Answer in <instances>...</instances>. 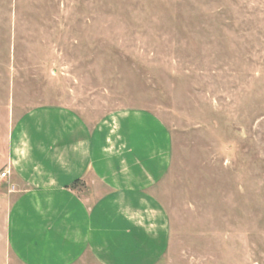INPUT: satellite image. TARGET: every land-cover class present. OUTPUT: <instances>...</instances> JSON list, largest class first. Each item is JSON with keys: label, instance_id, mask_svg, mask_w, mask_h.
<instances>
[{"label": "rangeland", "instance_id": "rangeland-1", "mask_svg": "<svg viewBox=\"0 0 264 264\" xmlns=\"http://www.w3.org/2000/svg\"><path fill=\"white\" fill-rule=\"evenodd\" d=\"M43 108L89 125L143 110L167 128L157 264H264V0H0V173L12 128ZM2 200L0 264H21Z\"/></svg>", "mask_w": 264, "mask_h": 264}, {"label": "crops", "instance_id": "crops-1", "mask_svg": "<svg viewBox=\"0 0 264 264\" xmlns=\"http://www.w3.org/2000/svg\"><path fill=\"white\" fill-rule=\"evenodd\" d=\"M0 193L6 251L21 264H157L170 239L154 192L171 137L153 114L118 110L89 125L65 108L25 114L9 134Z\"/></svg>", "mask_w": 264, "mask_h": 264}, {"label": "built area", "instance_id": "built-area-1", "mask_svg": "<svg viewBox=\"0 0 264 264\" xmlns=\"http://www.w3.org/2000/svg\"><path fill=\"white\" fill-rule=\"evenodd\" d=\"M9 180V171L4 170L0 173V184L5 183ZM14 186L11 184H8V193H13L14 192Z\"/></svg>", "mask_w": 264, "mask_h": 264}]
</instances>
